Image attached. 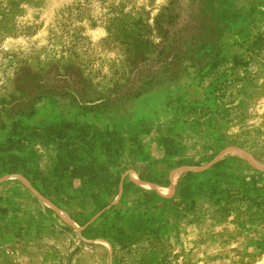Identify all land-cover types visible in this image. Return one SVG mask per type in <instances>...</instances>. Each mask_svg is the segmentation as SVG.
<instances>
[{
  "label": "rangeland",
  "instance_id": "374dc122",
  "mask_svg": "<svg viewBox=\"0 0 264 264\" xmlns=\"http://www.w3.org/2000/svg\"><path fill=\"white\" fill-rule=\"evenodd\" d=\"M0 264H264V0H0Z\"/></svg>",
  "mask_w": 264,
  "mask_h": 264
}]
</instances>
